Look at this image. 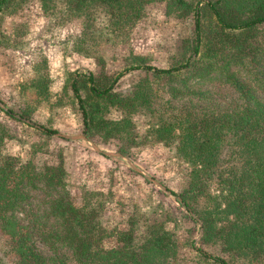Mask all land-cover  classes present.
Instances as JSON below:
<instances>
[{"label": "trees", "instance_id": "1", "mask_svg": "<svg viewBox=\"0 0 264 264\" xmlns=\"http://www.w3.org/2000/svg\"><path fill=\"white\" fill-rule=\"evenodd\" d=\"M36 9L47 21L57 17L58 26L77 20L80 31L59 42L61 54L93 59L95 68L65 63L57 94L44 66L30 83L34 102L54 105L56 95L55 105L64 100L78 113L86 140L115 141L123 156L139 143L134 117H146L142 143L169 146L183 164L180 189L167 193L192 215L198 242L218 248L211 253L191 242L194 264H264V0H0V24ZM156 12L193 21L166 67L113 42ZM17 23L10 37L0 34V46L27 41L26 31L33 36L28 20ZM106 54L120 61L112 73ZM134 72L140 75L119 89L121 78ZM6 94L0 88L6 106L0 111L33 121L34 108L24 102L18 112ZM112 109L119 117H108ZM36 125L45 135L59 134ZM8 137L0 115V150ZM69 181L62 157L40 166L11 154L0 161V238L6 249L0 264H188L179 239L158 221L138 235L129 218L127 227L115 230L116 243L104 246L97 208L86 200L77 204Z\"/></svg>", "mask_w": 264, "mask_h": 264}, {"label": "rangeland", "instance_id": "2", "mask_svg": "<svg viewBox=\"0 0 264 264\" xmlns=\"http://www.w3.org/2000/svg\"><path fill=\"white\" fill-rule=\"evenodd\" d=\"M36 16H42L37 9L34 14L29 11L21 19L22 22L28 20L31 24L32 32L28 30L33 34L32 37L25 32L27 27L21 24L23 29L20 30L27 35V41H10L8 45L3 43L0 46V88L7 93L5 96L8 103L17 111L24 102L34 108L33 121L23 119V122L0 111L1 122L5 124L9 134L0 150V161L11 154L23 161L32 160L40 166L45 162L55 164L62 157L70 173L69 184L75 202L82 204L83 200L89 201L90 206L98 210L99 221L104 228V246L115 244V230L127 227V220L133 218L138 235L146 233L149 222H162L165 229L179 239L180 256L188 264L196 262V252L191 242L211 253H218L216 246L198 242L200 232L192 215L177 204L174 196L167 193L169 190L177 192L180 189L184 175L183 164L173 156L169 146L142 143L149 128L146 117H134L139 143L129 149L127 156H123L117 152L115 141L104 144L99 140H86L78 113L65 105L64 100L55 105L59 103L56 95L51 99L54 105L45 101L39 104L34 102L35 88L30 85L31 80L41 76L44 66L48 67L51 74V64L49 65L46 56L52 49L49 45H54L61 52L59 42L69 40L80 28L77 20L58 26L56 23L59 20L56 17V20L46 19L45 27L40 30L37 24L40 19L35 18ZM16 24L19 25L5 18L0 24V34L10 37L15 32ZM138 26H141L139 31ZM138 26L130 28L122 41L120 37L113 38V42L131 47L133 52L145 56L153 65L166 67L179 39L191 34L193 21L190 18H176L174 14L163 17L160 12H156L143 17ZM260 38L264 43V24L260 27ZM26 44L30 47L27 48ZM72 55L63 57L68 68H95L93 59L87 58V61L81 63V57ZM106 56V70L112 73L118 69L120 61L113 60L108 54ZM51 66L56 69V73H52L55 74L52 75L54 81L49 89L58 94L65 76V65ZM139 75V72H134L123 76L118 88H125ZM0 108H6L1 101ZM108 117L117 118L119 112L112 109ZM36 124L58 129L59 134L45 135ZM5 253V241L0 238V257L4 258Z\"/></svg>", "mask_w": 264, "mask_h": 264}, {"label": "crops", "instance_id": "3", "mask_svg": "<svg viewBox=\"0 0 264 264\" xmlns=\"http://www.w3.org/2000/svg\"><path fill=\"white\" fill-rule=\"evenodd\" d=\"M21 18H22V17H21ZM21 18H20L19 16L15 15V16H11V17H9V18H7V19H9V20H11V21H16V22H17V21L21 20ZM35 18L40 19V21L37 22V24H38V26L40 27V30H42V28L45 27L46 18H44L43 16H41V17L36 16ZM41 18H42V19H41ZM38 19H37V20H38ZM31 23H32V22H31ZM33 24H35V23L33 22ZM30 29H31V24H30ZM31 30H32V29H31ZM79 31H80V28L77 29V30L75 31V33H77V34H74V33H73L74 36L78 35ZM41 33H42V32H41ZM49 46H52V49L49 50V51L47 52V54H46V56L48 57V63H49V65H50V64H51V65H59V66H62V67H63V66L65 65V61L63 60L64 58H63L61 52H59V50L56 49V48L54 47V45H49ZM75 55H78V54H75ZM72 56H74V54H73ZM78 56L82 58L81 60H79V62L83 63V61H87V58H84V57H82V56H80V55H78ZM63 63H64V64H63ZM51 65H50V72H51V75H55V74H52V73H56V69L51 68V67H52ZM118 160H119V159H118ZM119 161H121V160H119Z\"/></svg>", "mask_w": 264, "mask_h": 264}]
</instances>
